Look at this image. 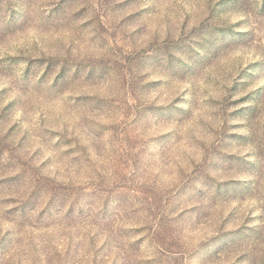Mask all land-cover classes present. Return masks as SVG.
Here are the masks:
<instances>
[{
  "label": "rangeland",
  "instance_id": "rangeland-1",
  "mask_svg": "<svg viewBox=\"0 0 264 264\" xmlns=\"http://www.w3.org/2000/svg\"><path fill=\"white\" fill-rule=\"evenodd\" d=\"M0 264H264V0H0Z\"/></svg>",
  "mask_w": 264,
  "mask_h": 264
}]
</instances>
